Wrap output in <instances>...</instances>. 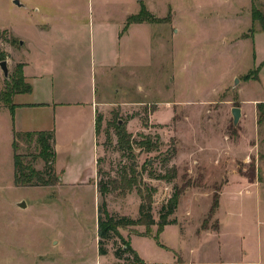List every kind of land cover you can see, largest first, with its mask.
<instances>
[{"label": "rangeland", "instance_id": "374dc122", "mask_svg": "<svg viewBox=\"0 0 264 264\" xmlns=\"http://www.w3.org/2000/svg\"><path fill=\"white\" fill-rule=\"evenodd\" d=\"M17 1L0 0V61L8 70L4 78L0 69V92L6 83L12 88L24 63L79 100L91 83L102 118L100 173L93 187H16L1 98L0 264H124L112 254L118 240L103 256L97 245V182L123 168L142 189H156L155 221L180 192L169 217L176 224L160 233L156 225L119 229L144 262L264 264V113L257 109L264 104V0ZM140 12L143 22L127 27ZM233 108L240 110L235 125ZM113 119L131 134L132 157L118 151L112 130L108 140ZM147 141L156 149L147 151ZM16 145L24 164L44 169L33 142L21 137ZM171 168L173 180L157 179ZM104 200L109 213L137 218L134 189Z\"/></svg>", "mask_w": 264, "mask_h": 264}, {"label": "trees", "instance_id": "16d2710c", "mask_svg": "<svg viewBox=\"0 0 264 264\" xmlns=\"http://www.w3.org/2000/svg\"><path fill=\"white\" fill-rule=\"evenodd\" d=\"M140 14L141 12L135 16L128 17L126 20L127 27L131 24L142 23L143 21H140ZM253 14L254 12H252V16ZM16 74L17 75L12 76V88L6 83L5 89L0 92V99L6 97L5 106L9 109L11 115H13L14 108L11 103L12 96L19 93H30L31 91L30 86L24 82L22 67L17 69ZM257 109L260 113H264V104H259ZM101 120V116L96 114V137L100 131ZM111 130L116 137V148L118 151L132 157L133 150L130 143L131 134L127 132L125 124H120L117 119L108 122L106 127V136L108 137V140H110L111 137ZM21 137L34 143L35 148L37 149V154L34 159H41L44 162L43 170H36L31 164H24L22 161V155L16 153V140ZM141 145L145 146L147 151L156 149V144L154 143V146H152L153 144L148 141L141 143ZM11 146L13 150L14 166L13 183L16 187H48L60 184V178L56 174L54 168L55 151L53 130L23 133L12 130ZM99 173L100 170H98L97 160V174ZM169 173L170 175L167 174L165 176H160L157 179H165L170 182L176 177V171L174 168H171ZM139 184L140 182L137 180V177L133 174L130 176L124 168L121 170L120 174H118L117 178H108L106 181L100 180L97 182L98 193L102 198L101 203L97 206V245L99 256L108 253L107 244L109 241L118 240L119 243L114 242V250L112 252L117 261H121L124 264H145L138 254L131 248L129 240L122 237L119 229L134 226H145L146 228H149L156 225L158 233H160L165 226L176 224V220H170L169 217L172 216L177 209L180 192L177 191L176 188L174 189L170 198H168L165 204L160 207L158 220L155 221L152 215V203L153 194L156 192V189L152 186H146L142 189ZM133 189L140 198L137 218L131 219L127 216H119L108 212L104 200L108 193L118 192L120 195H126ZM117 244L118 247H116Z\"/></svg>", "mask_w": 264, "mask_h": 264}, {"label": "crops", "instance_id": "0c3cea01", "mask_svg": "<svg viewBox=\"0 0 264 264\" xmlns=\"http://www.w3.org/2000/svg\"><path fill=\"white\" fill-rule=\"evenodd\" d=\"M28 65H22V76L30 93L12 96L13 115L4 106L10 115L11 133L53 130L54 168L61 184L92 186L97 173L95 117L99 103L91 83L86 98L79 100L73 91L57 90L50 75L35 74ZM130 236L127 233L126 238L122 237L128 238L131 246Z\"/></svg>", "mask_w": 264, "mask_h": 264}, {"label": "water", "instance_id": "95a60500", "mask_svg": "<svg viewBox=\"0 0 264 264\" xmlns=\"http://www.w3.org/2000/svg\"><path fill=\"white\" fill-rule=\"evenodd\" d=\"M14 4L15 5H19V2L17 0H14ZM0 69L3 73V76L4 78H8V70H7V66H6V61H0ZM235 83H237V80H235ZM231 115L233 117V124H237L239 118H240V110L239 108H233L231 110ZM18 206L20 208H24L25 207V204L24 202H21L20 204H18Z\"/></svg>", "mask_w": 264, "mask_h": 264}]
</instances>
